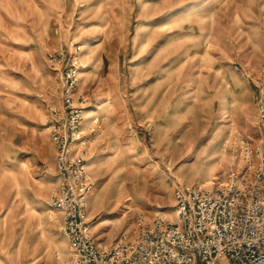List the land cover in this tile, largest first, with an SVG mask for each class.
<instances>
[{"label":"rangeland","instance_id":"rangeland-1","mask_svg":"<svg viewBox=\"0 0 264 264\" xmlns=\"http://www.w3.org/2000/svg\"><path fill=\"white\" fill-rule=\"evenodd\" d=\"M65 45L85 65L99 245L137 217L173 220L175 185L222 180L241 140L264 149V0H0V264L69 260L45 205L57 184L45 105L61 89L47 55Z\"/></svg>","mask_w":264,"mask_h":264},{"label":"built area","instance_id":"built-area-1","mask_svg":"<svg viewBox=\"0 0 264 264\" xmlns=\"http://www.w3.org/2000/svg\"><path fill=\"white\" fill-rule=\"evenodd\" d=\"M47 59L51 70L59 72L61 89L60 104L45 105L57 177L45 205L60 215L67 264H217L221 258L264 264V149H253L244 140L222 180L209 186L175 185L173 220L162 214L137 217L131 235L107 247L99 245L89 216L95 182L80 130L85 105L76 97L85 65L67 45L49 52ZM256 111L264 131V86Z\"/></svg>","mask_w":264,"mask_h":264},{"label":"crops","instance_id":"crops-1","mask_svg":"<svg viewBox=\"0 0 264 264\" xmlns=\"http://www.w3.org/2000/svg\"><path fill=\"white\" fill-rule=\"evenodd\" d=\"M53 151V150H52ZM54 154V153H53ZM53 161H54V156H53ZM53 167H54V171H55V163L53 162ZM55 176H56V174H55ZM56 183H57V177H56ZM65 242H66V245H67V249H68V242H67V240H66V238H65ZM219 262H221L222 264L224 263V264H234L233 262H231V261H228L227 259H224V258H221V259H219V261H218V263ZM217 263V264H218Z\"/></svg>","mask_w":264,"mask_h":264},{"label":"bare ground","instance_id":"bare-ground-1","mask_svg":"<svg viewBox=\"0 0 264 264\" xmlns=\"http://www.w3.org/2000/svg\"><path fill=\"white\" fill-rule=\"evenodd\" d=\"M212 183H213V181H211V182L207 183L206 185H211Z\"/></svg>","mask_w":264,"mask_h":264}]
</instances>
